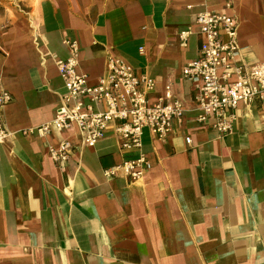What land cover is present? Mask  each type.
<instances>
[{
    "label": "crops",
    "instance_id": "1",
    "mask_svg": "<svg viewBox=\"0 0 264 264\" xmlns=\"http://www.w3.org/2000/svg\"><path fill=\"white\" fill-rule=\"evenodd\" d=\"M230 1L31 0L5 19L0 82L13 99L0 108V264H264V99L240 104L221 134L197 120L182 75L199 55L205 9L235 17L239 58L264 60V0ZM67 39L90 83L111 53L155 80L150 101L167 85L181 100L167 139L144 131L140 180L105 176L124 155L111 127L93 148L75 128L35 131L61 104ZM63 138L75 150L61 169L48 150Z\"/></svg>",
    "mask_w": 264,
    "mask_h": 264
},
{
    "label": "built area",
    "instance_id": "2",
    "mask_svg": "<svg viewBox=\"0 0 264 264\" xmlns=\"http://www.w3.org/2000/svg\"><path fill=\"white\" fill-rule=\"evenodd\" d=\"M225 3L232 6L230 0ZM195 23L201 36L199 55L183 66L182 75L195 91V104L200 110L197 120L227 134L236 118L234 110L240 104L247 105L254 98L264 99V60L248 64L238 57L237 21L233 15L205 9L197 13ZM188 32L189 29L183 34ZM64 42L69 55L56 63L65 92L52 120L40 124L35 131L47 136L75 128L82 144L93 148L111 127L124 155L120 162L104 168L105 176L122 175L132 182L140 180L150 166L141 150L144 131L148 130L157 139H167L175 124L182 122L181 100L167 85L155 101H150L155 80L136 73L126 60L111 53L107 54L104 73L90 83L79 70V42L76 39ZM12 99L0 82V108ZM7 136L0 111V144ZM185 142H191L190 136L185 137ZM74 150L73 142L63 138L50 145L48 151L55 165L62 169Z\"/></svg>",
    "mask_w": 264,
    "mask_h": 264
},
{
    "label": "rangeland",
    "instance_id": "3",
    "mask_svg": "<svg viewBox=\"0 0 264 264\" xmlns=\"http://www.w3.org/2000/svg\"><path fill=\"white\" fill-rule=\"evenodd\" d=\"M29 1L31 0H0V31L5 25V19L8 16H13L16 12L29 8V5H27Z\"/></svg>",
    "mask_w": 264,
    "mask_h": 264
}]
</instances>
